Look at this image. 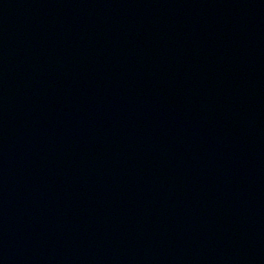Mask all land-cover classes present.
I'll return each instance as SVG.
<instances>
[{
  "label": "water",
  "instance_id": "1",
  "mask_svg": "<svg viewBox=\"0 0 264 264\" xmlns=\"http://www.w3.org/2000/svg\"><path fill=\"white\" fill-rule=\"evenodd\" d=\"M0 264H264V0H0Z\"/></svg>",
  "mask_w": 264,
  "mask_h": 264
}]
</instances>
